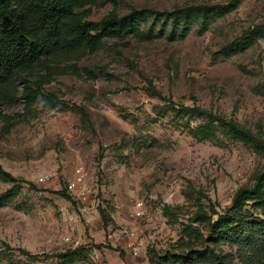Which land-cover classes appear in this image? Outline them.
<instances>
[{"label": "rangeland", "instance_id": "374dc122", "mask_svg": "<svg viewBox=\"0 0 264 264\" xmlns=\"http://www.w3.org/2000/svg\"><path fill=\"white\" fill-rule=\"evenodd\" d=\"M111 12L143 19L80 58L42 60L18 81L39 92L28 112L20 99L0 107V171L13 179L0 174V264L235 253L192 221L223 214L264 172V153L213 120L264 143V0H87L77 11L95 26ZM79 168L84 198L65 189ZM253 204L244 210L264 218Z\"/></svg>", "mask_w": 264, "mask_h": 264}, {"label": "trees", "instance_id": "16d2710c", "mask_svg": "<svg viewBox=\"0 0 264 264\" xmlns=\"http://www.w3.org/2000/svg\"><path fill=\"white\" fill-rule=\"evenodd\" d=\"M87 0H0V107H12L22 100L24 112H28L39 99L38 90L31 88L22 78L32 76L42 60L56 62L80 58L97 50L106 36L116 30L134 32L136 20L143 19L141 13H133L118 18L114 12L104 17L98 25L83 21L77 13ZM189 20L190 11L181 10ZM174 16V15H173ZM181 21L175 18V25ZM53 69H48L50 73ZM79 112L82 109L75 107ZM24 114L18 115L23 117ZM0 120L7 122L9 117L0 112ZM235 138L264 153V143L249 132L231 122L214 118ZM3 179L12 181L10 175L0 171ZM63 193V192H62ZM59 195H64L59 192ZM264 210V172L258 174L251 188L239 189L231 206L223 214L199 213L192 223L207 222L208 241L226 244L235 248V253H217L212 249H190L189 252L171 255L164 254L151 258L149 264H264V218L254 216L244 210L247 204ZM264 215V212H263ZM184 237L197 241L200 235L193 226L185 228ZM21 255L29 257L24 251ZM63 264L81 262L78 252L59 256Z\"/></svg>", "mask_w": 264, "mask_h": 264}, {"label": "built area", "instance_id": "2783aa9c", "mask_svg": "<svg viewBox=\"0 0 264 264\" xmlns=\"http://www.w3.org/2000/svg\"><path fill=\"white\" fill-rule=\"evenodd\" d=\"M81 174V168L77 169L76 172H75V178L68 182L67 185H66V191L67 193H70V194H76V196L78 198H84L86 193L82 187V184L80 182V179H79V176ZM43 179H40V182L43 183ZM136 216H140L141 213H142V209H143V203L142 202H138L136 204ZM130 238L133 239L135 237V233L134 232H131L129 234ZM129 248H131V246H129ZM132 252L134 255H137V249H134L132 248Z\"/></svg>", "mask_w": 264, "mask_h": 264}]
</instances>
